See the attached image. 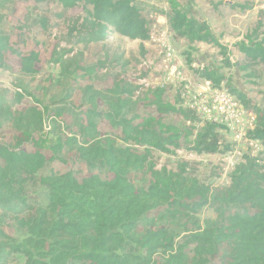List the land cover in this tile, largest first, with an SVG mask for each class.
<instances>
[{"label": "trees", "instance_id": "1", "mask_svg": "<svg viewBox=\"0 0 264 264\" xmlns=\"http://www.w3.org/2000/svg\"><path fill=\"white\" fill-rule=\"evenodd\" d=\"M49 1H56L64 11L82 8L84 17L76 23L81 22L85 44L102 43L112 33L130 41L149 40L148 22L136 0H35ZM166 2L171 32L191 45L202 43L223 50L206 23L189 18L178 0ZM259 15L262 19L264 13ZM261 19L235 48L247 63L264 68ZM41 26L46 29V21ZM10 58L22 77L38 73V54L23 55L0 33V69H11ZM95 72L93 67L80 65L72 70L77 79L92 78ZM200 77L217 88L226 80L210 70L200 71ZM230 92L256 116L250 138L264 147V112L251 107L240 93ZM79 95L88 107L81 113V124L76 132L68 130L69 138L50 157L20 149L29 142L41 146L42 139L34 142L33 138L42 130L48 109L41 112L36 101L37 107L11 112L0 100V119L6 116L15 122L13 137L0 143V264L14 254L23 255L25 264H264V164L245 157L231 173L229 186L213 191L189 171L188 164L180 163L175 170L157 169L152 154L226 152L228 147L219 144L222 127L201 124L179 98L173 104L166 101L161 88L150 94L148 106L153 113L149 115L127 116L128 89L115 88L108 97L87 86ZM25 96L26 92L15 93L14 104H21ZM167 116L179 117L184 125L165 123ZM4 122L0 121V136ZM103 126L117 132L118 139L104 135ZM62 152L75 153L85 174L52 173L38 179L46 165L62 161ZM133 174L148 178L146 184H134ZM36 181L45 190L46 202L31 206L25 189ZM204 208L214 211V221L200 222L197 215ZM8 217L25 232L21 242L1 228Z\"/></svg>", "mask_w": 264, "mask_h": 264}, {"label": "rangeland", "instance_id": "2", "mask_svg": "<svg viewBox=\"0 0 264 264\" xmlns=\"http://www.w3.org/2000/svg\"><path fill=\"white\" fill-rule=\"evenodd\" d=\"M135 2L148 22L147 42L130 41L112 33L102 43L85 44L81 42V22L78 25L76 23L84 17L81 7L64 11L56 1L37 3L35 0H0V33L7 36L10 44L19 48L23 55L36 53L40 61L35 66L38 73L34 77H22L20 68L10 58L11 69H0V100L5 102L11 112L24 111L33 107L36 101L40 104L38 109L41 112L45 107L48 109L42 130L33 138L34 142L42 139L41 146L37 148L33 142H29L22 144L20 149L30 153L38 151L50 157L64 144L69 138L68 130L77 131L81 124V113L88 108L79 100L81 90L87 86L108 97L115 88L128 89L131 107L127 116L149 115L153 113V109L148 106L153 90L164 89L166 101L172 104L178 98L182 101L180 95L185 85L199 84L202 81L200 71L210 70L217 76L225 77V88L240 93L251 107L264 112V68L247 63L235 48L255 29L261 19L259 13H264V0H178L182 11L189 18L208 25L223 50L202 43L191 45L171 32L166 19L169 12L166 0ZM41 21H46V29L41 26ZM261 21L263 26L259 33L264 35V16ZM162 38L168 40L174 50L175 57L169 61L164 58L158 42ZM58 59L60 62L56 64L55 60ZM76 65L95 68V75L92 78H75L72 70ZM24 92L26 96L21 104H14L15 93ZM61 109L70 111L67 113ZM100 109L106 107L101 106ZM2 120L5 122L0 143H6L15 133V122L6 116ZM164 122L184 125L177 116H167ZM101 131L104 135L119 137L117 132L110 131L107 126H103ZM221 139L222 146L228 147V150L218 155H197L180 150L172 155L154 152L152 160L157 169L165 167L175 170L180 163L188 164L189 171L201 183L210 186L213 191L223 190L229 186L230 175L235 167L228 168L225 161V155L230 151L228 143L231 137L225 135ZM241 153L244 155L242 147ZM60 157L62 161L46 165L39 172L38 179L52 173L71 172L77 177L85 174V168L75 153L62 152ZM257 159L264 164V151L257 155ZM233 161L236 167L242 163L238 158ZM130 179L137 186H142L148 178L133 174ZM44 191L37 181L27 184L25 193L28 203L31 206L44 204ZM25 214L18 217L22 218ZM197 217L203 224L214 221L216 214L211 208H204ZM1 228L17 242L26 236L23 230L17 228L13 217L6 218ZM25 261L23 255L14 254L6 264H25Z\"/></svg>", "mask_w": 264, "mask_h": 264}, {"label": "built area", "instance_id": "3", "mask_svg": "<svg viewBox=\"0 0 264 264\" xmlns=\"http://www.w3.org/2000/svg\"><path fill=\"white\" fill-rule=\"evenodd\" d=\"M158 42L164 58L167 61L173 59L174 50L168 40L162 38ZM180 96L182 105L194 113L201 124L218 125L222 127L224 136L231 137L228 143L230 151L225 155L228 168L236 167L234 158L243 163L245 157L257 159V155L264 151L259 141L250 138V133L255 129L256 116L246 110L223 84L218 88L205 80L195 85L186 84ZM219 144L222 145L223 142L220 141Z\"/></svg>", "mask_w": 264, "mask_h": 264}]
</instances>
